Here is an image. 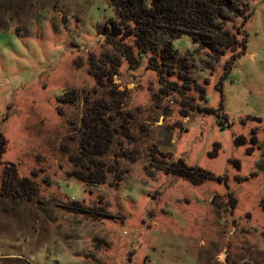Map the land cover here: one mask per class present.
I'll list each match as a JSON object with an SVG mask.
<instances>
[{
	"label": "rangeland",
	"instance_id": "rangeland-1",
	"mask_svg": "<svg viewBox=\"0 0 264 264\" xmlns=\"http://www.w3.org/2000/svg\"><path fill=\"white\" fill-rule=\"evenodd\" d=\"M222 15L138 48L110 0H0V264H264V0Z\"/></svg>",
	"mask_w": 264,
	"mask_h": 264
},
{
	"label": "trees",
	"instance_id": "trees-1",
	"mask_svg": "<svg viewBox=\"0 0 264 264\" xmlns=\"http://www.w3.org/2000/svg\"><path fill=\"white\" fill-rule=\"evenodd\" d=\"M235 0H110L114 7L116 17L122 22L131 24V30L125 34L134 37L138 48H145L147 44L154 48L164 38L167 45L182 35H189L202 47L214 49L217 21L226 20L222 11L230 7ZM112 28L114 23L112 22ZM233 47H239L236 38H229ZM242 45V44H241ZM99 133V132H98ZM96 133V134H98ZM90 135L94 142L91 148H96L97 136ZM4 142L0 139V153L3 151ZM87 148V146H83ZM177 171L180 175L200 178H210L211 174L199 168L187 166L183 160H178ZM92 171L82 169L83 166L76 163V170L70 175L85 182L103 183V174H99V164Z\"/></svg>",
	"mask_w": 264,
	"mask_h": 264
}]
</instances>
